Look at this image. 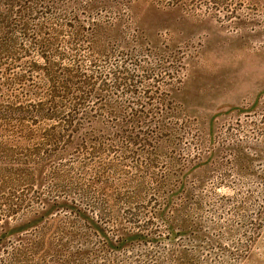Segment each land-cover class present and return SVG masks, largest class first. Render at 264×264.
<instances>
[{"label":"rangeland","instance_id":"rangeland-1","mask_svg":"<svg viewBox=\"0 0 264 264\" xmlns=\"http://www.w3.org/2000/svg\"><path fill=\"white\" fill-rule=\"evenodd\" d=\"M0 264H264V0H0Z\"/></svg>","mask_w":264,"mask_h":264}]
</instances>
